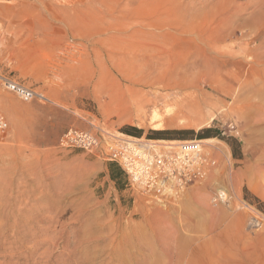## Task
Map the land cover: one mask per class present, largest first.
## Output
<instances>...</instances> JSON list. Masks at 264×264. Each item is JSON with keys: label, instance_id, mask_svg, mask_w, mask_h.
Masks as SVG:
<instances>
[{"label": "rangeland", "instance_id": "rangeland-1", "mask_svg": "<svg viewBox=\"0 0 264 264\" xmlns=\"http://www.w3.org/2000/svg\"><path fill=\"white\" fill-rule=\"evenodd\" d=\"M0 113V264H264V0H0ZM70 129L217 163L161 204Z\"/></svg>", "mask_w": 264, "mask_h": 264}, {"label": "built area", "instance_id": "built-area-1", "mask_svg": "<svg viewBox=\"0 0 264 264\" xmlns=\"http://www.w3.org/2000/svg\"><path fill=\"white\" fill-rule=\"evenodd\" d=\"M5 87L26 101L42 99L14 83L6 82ZM8 127L6 117L0 113V139L5 138ZM185 145L181 144L175 151L155 150L151 146L121 140L107 133L98 136L91 131L75 129L68 130L60 140L63 148L94 153L118 165L132 186L161 204L182 197L189 188L206 179L216 166V160L204 154L201 145ZM228 196L225 191L217 192L212 198L213 205L228 203Z\"/></svg>", "mask_w": 264, "mask_h": 264}, {"label": "bare ground", "instance_id": "bare-ground-1", "mask_svg": "<svg viewBox=\"0 0 264 264\" xmlns=\"http://www.w3.org/2000/svg\"><path fill=\"white\" fill-rule=\"evenodd\" d=\"M147 23V25L148 26H153V27H155V28H157V29H161L165 24L164 23H167L166 21H164L163 20V22H160V21H148V22H146ZM79 24H80V22H79ZM91 28H92V25L90 26ZM70 28V27H69ZM152 35H154V34H152ZM113 64H115V63H113ZM160 119V117L158 116V115H154L153 116V120L154 121H157V120H159ZM192 145H197V144H187V145H185V146H192ZM198 145H200V144H198ZM5 224V223H4ZM54 230V229H53ZM45 238V237H44Z\"/></svg>", "mask_w": 264, "mask_h": 264}, {"label": "trees", "instance_id": "trees-1", "mask_svg": "<svg viewBox=\"0 0 264 264\" xmlns=\"http://www.w3.org/2000/svg\"><path fill=\"white\" fill-rule=\"evenodd\" d=\"M111 169V173L115 170V167L113 166V164L110 166ZM112 179L116 180V176H114V174L112 175Z\"/></svg>", "mask_w": 264, "mask_h": 264}]
</instances>
